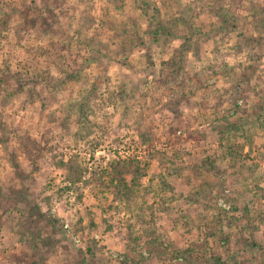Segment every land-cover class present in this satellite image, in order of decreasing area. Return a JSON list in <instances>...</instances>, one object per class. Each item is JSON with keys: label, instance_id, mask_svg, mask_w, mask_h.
<instances>
[{"label": "rangeland", "instance_id": "obj_1", "mask_svg": "<svg viewBox=\"0 0 264 264\" xmlns=\"http://www.w3.org/2000/svg\"><path fill=\"white\" fill-rule=\"evenodd\" d=\"M0 264H264V0H0Z\"/></svg>", "mask_w": 264, "mask_h": 264}, {"label": "trees", "instance_id": "obj_2", "mask_svg": "<svg viewBox=\"0 0 264 264\" xmlns=\"http://www.w3.org/2000/svg\"><path fill=\"white\" fill-rule=\"evenodd\" d=\"M113 172L117 173V171H115V170Z\"/></svg>", "mask_w": 264, "mask_h": 264}]
</instances>
